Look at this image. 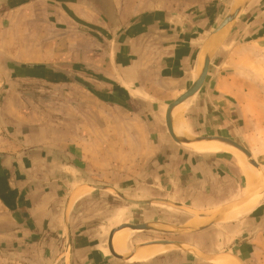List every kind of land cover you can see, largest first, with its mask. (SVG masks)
Masks as SVG:
<instances>
[{
    "label": "crops",
    "instance_id": "obj_1",
    "mask_svg": "<svg viewBox=\"0 0 264 264\" xmlns=\"http://www.w3.org/2000/svg\"><path fill=\"white\" fill-rule=\"evenodd\" d=\"M224 1L0 0V264H214L203 256L223 251L264 264V203L255 217L200 232L202 257L175 250L137 261L140 250L128 261V250L116 259L105 239L102 251L86 233L75 242L69 221L101 193L150 201L120 198L128 208L163 199L216 217L246 195L245 186L232 193L240 174L220 153L181 154L156 107L196 80ZM218 34L186 114L198 135L223 119L211 132L244 145L264 171V0ZM32 83L48 89L21 88Z\"/></svg>",
    "mask_w": 264,
    "mask_h": 264
},
{
    "label": "rangeland",
    "instance_id": "obj_2",
    "mask_svg": "<svg viewBox=\"0 0 264 264\" xmlns=\"http://www.w3.org/2000/svg\"><path fill=\"white\" fill-rule=\"evenodd\" d=\"M239 1L240 0H225L223 2L222 11H216L215 14H217V15L214 17L215 20L213 23H208L210 26L207 29L208 30H210V29L214 30L219 25V23L224 19V17L237 5V3ZM213 24H214V26L212 27ZM231 27H232V23L226 28L225 32H223V33L226 34L227 31H229V29ZM223 33L220 34L221 39L223 37ZM21 88H23V89L27 88L26 93H31V94H35V93L40 94L41 92H44L45 90L47 91V89H48V87H46V88L43 86L41 87L37 83H32L28 87L21 86ZM167 88L168 87L165 86L164 90L168 93ZM170 88H172V87H170ZM169 95L171 98H172V96H174L171 92H169ZM168 104L169 103L159 104V108H158V106H156L157 109L159 110L158 115L160 116V118H159L160 124L164 128H165L164 119H163L164 118V111H165ZM187 105H188V102L184 103V110H183L184 128H185V133H186V135H184V136L186 138L213 137L216 135H215V133L213 134L211 132L212 129L223 128V127H220L221 126L220 124L223 123V119L220 118L219 119L220 122L217 125L218 127L216 126V124L215 125H208V126L204 125L202 127L198 126L197 129H203L205 132L201 133V135L195 134L193 132L191 125H190V119L186 114ZM210 119L211 118H209L208 121ZM224 128H226V127H224ZM165 130H166V128H165ZM206 130H207V132H206ZM209 132H211L212 134ZM241 146L244 147V145H241ZM177 147H179L181 149L180 150L181 154H185V153L186 154H189V153L194 154L195 153V152L189 150L184 145L183 146L182 145L177 146ZM207 154L208 153H204V155H207ZM235 154L237 155V153H234L231 150H229V153H220L218 155L223 157L225 160L229 161L232 164L233 168H235L239 171V174H240L239 180L238 181L234 180L235 181L234 184H236V186H238V189H236V191L235 190H231V191H232V193H235V194H242L244 192V190H243L244 186L246 185L245 184L246 178H245V173L241 167V163L238 161ZM211 155H214V154H211ZM261 171H262V169H261ZM224 173H225V171H223V174ZM262 173H263V177H264V171H262ZM243 180H244V182H243ZM259 182H260L261 189H260L259 193L257 194V196L260 194V198H258L259 199L258 203L256 204L255 208L253 207V209L250 212H248V214H250V215L246 214L248 216H246V215H244L245 217L241 216L240 218L234 220L235 223L245 219L246 217H253V216L255 217L261 213V211L259 209L256 212H254L257 209L258 204L260 206L261 203H264V198L262 196V191L264 190V178L262 179L260 177ZM95 195H98V196H95L93 199L90 200V205L82 207L79 215L78 214L71 215L69 217V221H70V223L74 224V225H71V234H73V239L74 238L75 239H77V238L85 239V238L89 237L93 241L96 242L97 248L100 249V251H102L104 249L103 245H102L103 240L105 239L108 228L110 229L111 228L110 226H112V225L115 226V225L124 224V223H133V224H142L143 223L146 225H154L155 227H159V228L165 229V230L171 229L168 231H173L174 228H184V225L186 227H190V228L194 227L195 225H199L202 221H204V219L201 218L199 220L200 223L199 222L194 223L196 221V218L201 217V215H203L205 217H209L214 212V210L207 212V211L200 210V209H191L190 207H186L183 204H177L174 201H165L163 199H155V200H158L159 202L164 201L163 203H166L167 204L166 206L164 204H161L162 202H160V203L156 202L154 204L157 206H152L150 208L149 207H144V208H135V207L131 208L130 207V208H128L129 205L127 206L116 195H115L116 197L114 196V197L108 198V201H106L107 198H104V197H107L106 194L103 195L101 193V194H95ZM171 200H173V199H171ZM124 207H126V208H124ZM217 211H218V213L219 212L221 213V209H219ZM214 216L216 217V215H214ZM77 217H78V219H77ZM75 218H76V220H75ZM213 220H215V219L213 218L211 221H213ZM157 224H159V225L156 226ZM161 224H166V225H161ZM221 226L226 227L227 225H221ZM241 226L242 225H236L235 227H241ZM252 226L254 228L256 225H252ZM124 231H125V229L119 231L114 236L115 242H116L118 235H120ZM223 232H224V230H223ZM233 232H235V230H233V231L231 230L230 233L226 234V236H228V239L231 238V236L229 234H233ZM237 232H240V235H238L237 238L240 236H243L245 234L244 230L239 229L237 231V229H236V233ZM83 233L88 234V236L84 238ZM254 234H256V233H254ZM223 235L221 234V236H223ZM253 235L250 234L248 237H253ZM200 237L201 236L199 233H196V234H193V233L192 234L191 233L165 234V233H153V232L151 233V232L132 231L130 234L127 233L124 236H122V238L120 239L121 240L120 244L125 239V250L124 251L127 254H128V250L133 251L137 247L138 244L143 243V242H151V241L180 242L183 244L184 247H187V248L192 249V250L194 249L195 252H198L199 249H197L198 248L197 245H199ZM75 242H76V240H75ZM115 242H114V250H115ZM83 244H84V242H80V244H79V246H80L79 249L81 250V253L84 251L82 249ZM127 246L129 249L127 248ZM84 249L87 250V247H84ZM175 250L177 251V249H175V248H172V249L169 248L164 253H166L168 251H175ZM119 252H120V245H119ZM223 252L219 253V255L229 253V254H233V255L237 256L236 252H234V251L233 252L223 251ZM164 253H162V254H164ZM121 255L125 256V254H121ZM215 262H214V264H216Z\"/></svg>",
    "mask_w": 264,
    "mask_h": 264
},
{
    "label": "water",
    "instance_id": "obj_3",
    "mask_svg": "<svg viewBox=\"0 0 264 264\" xmlns=\"http://www.w3.org/2000/svg\"><path fill=\"white\" fill-rule=\"evenodd\" d=\"M251 0H240L237 5L224 17V19L219 23V25L213 30V32L211 33V35L208 37L207 42H206V47H205V51L203 54V58H202V64H201V69H200V73L198 75V77L196 78V80L192 83V85L187 89V91L185 93H183L182 95H180L176 100L172 101L171 103H169L164 111V125L165 128L167 130V133L169 135V137L172 139L173 142H175L176 144L179 145H191V144H195V143H201V142H218L221 143L229 148L235 149L237 151H239L245 158V160L247 161V163H249L251 166H253L257 171H258V182H259V178L261 177L262 179L263 177V173L261 171V168L259 167V165L257 164V162L253 159L252 155L250 154V152L245 149L244 147H242L240 144L236 143L233 140L227 139V138H223V137H217V136H213V137H193V138H186V137H176L173 133V129L171 126V122H170V113L173 110V108H175L176 106L188 101L189 99H191L193 96H195L199 90L201 89L206 76H207V72H208V67L210 64V60L212 57V53H213V48L211 45V42L213 41V37L214 35L220 33L221 31H223L224 29H226L238 16L239 14L245 9V7L249 4ZM1 5V2H0ZM96 189H98L96 187ZM261 187H260V182L254 187V190L249 193L246 194L243 198H241L240 200L231 203L227 206H225L222 210H221V214L218 215L217 217H215L213 221H211L209 224L197 228V229H189V228H174L173 231H168L165 229H161L159 227H155V226H151V225H133L130 223H124V224H119L118 226L112 228L110 231L107 232L106 236H105V242H106V246H107V250L110 253V255L116 259H125V257L123 256H118L115 255L110 247V237L111 235L123 228H128L132 231H141V232H148V231H153V232H158V233H165V234H178V233H200L203 232L205 230H208L214 226H216L218 223H221L225 220V217L229 214V212L232 210L233 207H235L236 205H238L239 203H243V202H248L251 199L255 198L257 196V194L259 193ZM120 198L122 200H124L127 203H131V204H147L150 203V201L147 202H132L129 201L123 197L120 196ZM163 202V201H160ZM153 245H169L172 246V248H175L177 250H182V251H187L190 253H193L197 256L202 257L199 253L193 251L192 249H189L187 247H184L182 243L180 242H170V241H154V242H150V243H145L143 245L137 246L131 253L130 255L134 254L137 250L142 249V248H146V247H150ZM224 256H231L234 259H236V261L239 264H243L241 262V260L233 255V254H220L217 255L216 257H205L207 260H216L218 258H222Z\"/></svg>",
    "mask_w": 264,
    "mask_h": 264
},
{
    "label": "bare ground",
    "instance_id": "obj_4",
    "mask_svg": "<svg viewBox=\"0 0 264 264\" xmlns=\"http://www.w3.org/2000/svg\"><path fill=\"white\" fill-rule=\"evenodd\" d=\"M224 31L225 30L220 32L218 35H220ZM220 37H221V35H220ZM213 41L211 42L212 47L214 44ZM184 103H186V102H184ZM184 103L173 108V110L170 113V122H171V126L173 129V133L176 137H185L184 135H186L184 124H183L184 121L182 118V113H181V108H180L182 105H184ZM184 146L187 147L189 150H191L195 153H198V154H202V153H229V150H231L232 152L237 153V155L235 154V156L237 157L238 161L241 163V167L245 173V178H246L245 193L246 194L251 193L254 190V187L259 183L257 170L253 166H251L249 163H247L244 156L239 151H237L235 149L229 148V147H227L221 143H218V142H201V143H195V144L184 145ZM258 198H260V194L256 198L251 199L250 201H248L246 203H239L238 205L233 207L232 210L230 211V213L225 217V221H234V220L240 218L241 216L244 217V215L248 214V212H250L253 209V207L255 208V206L259 200ZM214 215H217V213H215V211L209 217H205V216L201 215V217L196 218L197 222L196 221L194 222V223H198L199 220L201 218H203L204 221H202L201 223L199 222L200 223L199 225H195L192 228L186 227L185 225H184V227L189 228V229H197L199 227H203L204 225L209 223L213 218H215ZM124 229L126 231H124L120 235H118L116 242H115V252L118 253L119 256H122L121 254L127 255V253L124 251L125 250V239L121 242V244H120V241H121L120 239L124 233L132 232V230H130L128 228H123V229H120V230L114 232L110 237V247H111L113 253L115 254V252L113 250L114 236L119 231L124 230ZM168 230H171V229H168ZM119 245H120V252L121 253L119 252ZM153 246H156L155 247L156 249ZM153 246L146 247V249L142 248V249L137 250L133 256L128 258V261L131 258H133L137 254V252H139L140 250H141V252H139L137 254V256L135 257V259L137 261H147L149 259L157 257L158 255H161L162 253L167 251L169 248L172 249V246H169V245H153ZM222 258H220L221 260L220 259L215 260L216 261L215 263L216 264H239L236 261V259H234L231 256H224Z\"/></svg>",
    "mask_w": 264,
    "mask_h": 264
}]
</instances>
